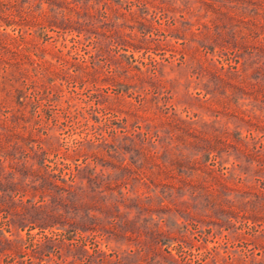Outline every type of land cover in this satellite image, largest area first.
I'll return each instance as SVG.
<instances>
[{
	"label": "trees",
	"instance_id": "trees-1",
	"mask_svg": "<svg viewBox=\"0 0 264 264\" xmlns=\"http://www.w3.org/2000/svg\"><path fill=\"white\" fill-rule=\"evenodd\" d=\"M184 9L196 18L191 32L199 45L210 51L216 45L228 48L233 61L204 82L210 81L211 91L224 96L217 97V107L204 99L214 118L202 120L200 126L177 114L171 80L165 83L154 70L148 74L146 66L132 63L134 50L159 40L152 30L157 33L161 21L155 24L148 14L160 11L173 19ZM101 16L109 27L98 29ZM50 31L63 39L75 32L70 39L76 51H64V42L47 46ZM107 43L113 50L121 46L131 53L120 58ZM84 45L92 48L79 52ZM249 65L252 71L247 73ZM120 68L133 72L122 78ZM56 77L72 81L76 92L96 96L95 109L104 111L103 125L117 141L110 146L122 155L117 163L109 162L113 170H97L96 164L85 161L99 157L104 149L100 143L88 153L82 148L84 140L76 139L59 155L50 138L31 125L39 114L37 107L61 89ZM104 85L112 95L98 93ZM139 86L146 88L144 93L127 99ZM241 97L250 98L251 107L242 108ZM262 101L264 0H0V228L11 234L13 228L28 230L27 239L0 237V264H49L51 259L54 264H185L180 228H187V220L210 231L209 224L218 223L216 211L229 214L237 208L257 220L256 211L264 205V155L238 128L214 123L226 114L249 129H264V119L254 110ZM128 123L144 127L137 132L144 134L142 143L152 146L138 145L133 138L123 141L117 127ZM210 127L213 132L208 135ZM100 138L106 139L103 134ZM230 148L244 158L232 167L239 171L237 176L219 174L213 166ZM53 150L57 159L49 157ZM127 151L135 155L130 161L125 160ZM197 168L199 175L190 178L187 172ZM254 175L261 179L260 187L248 184ZM235 177L238 183L230 180ZM179 191L201 199V212L170 205ZM132 210L135 214L129 216ZM179 215L184 220L178 221ZM34 227L39 229L31 233Z\"/></svg>",
	"mask_w": 264,
	"mask_h": 264
},
{
	"label": "rangeland",
	"instance_id": "rangeland-1",
	"mask_svg": "<svg viewBox=\"0 0 264 264\" xmlns=\"http://www.w3.org/2000/svg\"><path fill=\"white\" fill-rule=\"evenodd\" d=\"M133 7L137 9L135 5ZM148 15L151 16L155 24H158L156 23L157 20L161 21L158 25L159 31L155 33L154 30H152L153 37H157L159 40L154 38L149 45H141L138 49L134 50L133 58L135 60L132 61V63H137L142 68L146 66V68H148V74H152V70H154L157 77L165 83H167V80H171L173 83L170 91L172 93L171 100L174 102L177 114L189 120H194L195 126H200L204 119H213L214 116L203 104V101L209 98L206 104L217 107V97H223L224 93H219L218 91L217 93L212 92V83L210 81L208 85L203 84L204 82L206 83L209 74L212 72H223L221 67H224V69L229 68V63L233 61L229 60L230 54L228 48L220 49L219 45H216L213 51H210V48H202L199 45L198 37L191 32L192 29L196 28V18L190 16L185 9L177 11L173 19L170 15L165 16L160 11L153 12L152 14L149 13ZM204 19L207 20L208 16H205ZM104 20V17L101 16V21H97L99 25L98 29L102 28L100 26H106V24L109 27L110 23H104ZM9 28L8 26L6 27L7 30H9ZM50 34L52 36L45 41L47 46H60L64 42L66 44V47H63L64 51L70 49L69 53L71 54L76 51L75 47H71L74 41L70 39L71 36L75 35V32L66 34L65 39H63V35L57 34L56 32L50 31ZM91 34L92 37L96 35L95 32ZM98 36L102 37L100 33ZM108 46L111 48V44ZM91 48V45H84L82 49L80 48L79 52L85 53L86 50ZM111 52L116 53L120 58H125L122 56L124 53H126L124 55H129L131 53L130 50H125L121 46L115 47L114 50L111 48ZM86 56H88V54H86ZM246 56H248L247 53H245V57ZM239 58L240 60L243 59L241 55H239ZM251 58L252 57H250L249 60H251ZM154 59L158 61L157 65L153 64ZM141 61L145 64H142ZM198 63H200L203 68H200ZM238 65L241 66V63H238ZM246 69L247 73H250L252 71V66L249 65ZM132 72L133 69L130 68H120L119 70V74L122 78L130 77ZM56 82L61 83V89L54 90L50 97L44 99V102L37 107V112L39 114H36V117L34 116V118L31 119V125L38 128V133L50 138V142L58 147L57 150L59 155L66 147H73L74 140L76 139L84 140L82 148L84 152L88 153L97 149L95 144L100 143V147L103 146L104 149H101L102 151L99 152V157L93 159L92 156H89L85 161L90 164V166L96 164L97 170H113L110 164L111 161L117 163L122 155H120L118 151H114L113 147L110 146V144L113 145L117 141H114L111 135H109L107 127L103 125L104 111H102V109H95L94 101L96 96L88 91H74L73 82L68 79L56 77ZM87 86L88 88H93L90 83H87ZM105 89L106 86L104 85L98 93L104 95L107 93L110 95L113 94L111 88ZM145 89L146 88H143V86H139V90L134 92L132 94L133 96H128L126 98L134 100V95H136L137 92L143 94ZM92 90L93 89H89V91ZM240 102L242 108H249L253 103L248 97H241ZM69 104L71 105L68 106ZM254 110L255 113L259 114V116H262L264 119V101L256 103ZM220 121L221 122L216 121L214 125H216V127L226 125V127L230 129L235 127L238 128L241 131V136H245L244 139H249V144H254L256 149L264 155V147H261L262 141L264 140L263 128L257 130L254 127H250L249 129L247 125L240 123L237 118L226 114L221 116ZM139 122L143 123L140 120ZM121 126H123V124H121ZM121 126L117 127V132L126 143H129L130 138H133L138 145L144 143L147 146H152L150 142L148 143L146 140L142 143L144 134H138L137 132V130L143 132L145 130L144 127L137 129L130 123L123 127ZM212 128L213 127L209 128L208 135L213 132ZM101 134H103L106 139L102 140L100 138ZM252 135L253 138H251ZM152 140L154 142L156 141L154 135L152 136ZM37 144V140L33 141L34 148H37ZM46 146L45 144V147ZM108 151L110 154L107 153ZM226 151H224L220 157L222 162H215L213 166L219 174L222 172H225V174L233 172V176H237L239 171L232 167L235 162H244V158L236 157V153L231 148L230 153ZM57 155L54 154V150L49 153V157H54V159H57ZM124 156L126 161H130L135 157L134 153L130 151L125 152ZM78 161L82 162L83 156L80 155ZM46 162L49 161L46 160ZM211 162L213 161L207 160L208 165H212ZM200 172L201 168H197L192 173L188 171L187 174L190 178H195ZM242 176H244V173H242ZM257 178L258 176H252L248 184L252 183L260 187L261 179ZM236 179L235 177L230 180L238 183L239 181ZM241 184L244 185V183ZM173 199V201L171 199L172 203L170 204L172 206L176 205L179 208L188 206L191 211L201 212L200 209H198L201 207L197 203L201 199L191 196L190 193L186 191L175 193ZM262 206L263 207L257 209V211L252 210L256 211V214L260 216L254 221L246 218V212L244 214L243 209L237 208L229 214L216 211V216L219 217L218 223H210V231H207L206 225L196 220H187V228H180L183 235L181 236V249L183 250L181 255L184 256L183 260L185 264H259L261 261L264 262V205ZM250 211L251 210H249V212ZM134 214L135 211L132 210L129 216H133ZM227 217H229V219H227ZM180 220H184L181 215L178 216V221ZM164 227L166 226L164 225ZM38 229V227H34L29 231L31 233H36ZM12 231L13 234L5 228H0V237L6 235L27 239L28 230L26 228L18 230L13 228ZM39 236L40 234L37 233L36 237ZM109 244L113 245L114 243L110 241ZM124 246L125 245H122V247ZM1 259V263H4L5 260L3 255ZM7 259L9 260V258ZM48 263L54 264L52 259L48 260Z\"/></svg>",
	"mask_w": 264,
	"mask_h": 264
}]
</instances>
